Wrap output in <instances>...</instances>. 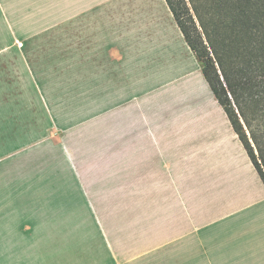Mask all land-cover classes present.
<instances>
[{"label": "crops", "instance_id": "obj_1", "mask_svg": "<svg viewBox=\"0 0 264 264\" xmlns=\"http://www.w3.org/2000/svg\"><path fill=\"white\" fill-rule=\"evenodd\" d=\"M157 1L166 17L159 25L148 0H0V33L11 38L1 53L15 47L27 73L34 74L27 52L43 48L32 49V41L45 43L47 36H54L53 49L69 56L77 77L86 68L87 98L97 100L103 114L118 116L120 131L141 132L135 156L141 181L135 189L151 196L150 218L122 226L117 236H104L106 250L66 254L67 264H264V183L226 115L220 117L222 129L208 121L205 110L175 112L166 107L161 113L176 117L160 118L153 87H137L175 66L168 59L172 48L167 33L181 35L191 51L165 0ZM184 44L185 63L193 58ZM198 66L197 61L194 78L201 81ZM7 90L0 88V95L6 100L11 96L13 102V87L11 93ZM4 106L0 143L10 141L12 148L0 150V160L14 153L15 131L25 129L9 123L8 102ZM127 115L138 121L123 122ZM203 129L213 132L212 137L224 129L226 145L213 141L209 147L193 146L199 153L193 163L199 173L202 168L197 178L191 175V160L185 155L189 146L183 143L189 134L185 132ZM191 136L201 139L210 133ZM145 147L151 148L150 154Z\"/></svg>", "mask_w": 264, "mask_h": 264}, {"label": "rangeland", "instance_id": "obj_2", "mask_svg": "<svg viewBox=\"0 0 264 264\" xmlns=\"http://www.w3.org/2000/svg\"><path fill=\"white\" fill-rule=\"evenodd\" d=\"M148 1V8L157 14L155 24L165 23L158 1ZM165 36L172 48L168 59H173L175 66L137 87H153L160 118L166 115L161 113L166 107L175 112L205 110L208 121L222 129L225 123L220 117L225 113L201 73V81L194 78V55L181 35L175 37L170 32ZM10 39L0 33V47L10 44ZM32 42L36 43L32 49L43 48L27 52L35 75L32 70L27 73L15 47L0 52V76L4 79L0 88L9 93L14 90L13 102L11 96L6 100L0 95V109L8 102L9 123L14 122L16 129L25 128L15 131L14 153L0 160V264H67L66 254L106 250L104 236H117L122 226L150 218L151 196L135 189L141 181L135 172L141 132L120 131L119 117L103 114L97 100L87 98L86 68L80 73L83 77H77L69 56L53 49L54 36H47L45 43ZM182 44L192 61L184 63ZM3 114L4 118L0 111V124L6 122L5 111ZM122 119L135 121L133 115ZM204 129L185 133L210 136L198 139L188 134L183 143L189 146L185 155L191 160V175L197 178L202 168L199 173V165L193 163L199 156L193 146L209 147L213 141L226 145L224 129L218 130L216 137ZM10 143H0V150H10ZM145 151L150 154L151 148L145 147Z\"/></svg>", "mask_w": 264, "mask_h": 264}, {"label": "trees", "instance_id": "obj_3", "mask_svg": "<svg viewBox=\"0 0 264 264\" xmlns=\"http://www.w3.org/2000/svg\"><path fill=\"white\" fill-rule=\"evenodd\" d=\"M165 2L264 183V0Z\"/></svg>", "mask_w": 264, "mask_h": 264}]
</instances>
